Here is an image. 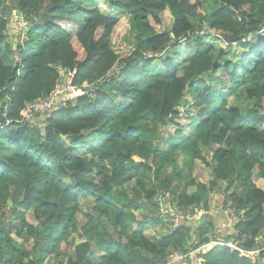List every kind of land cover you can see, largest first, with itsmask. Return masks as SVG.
I'll use <instances>...</instances> for the list:
<instances>
[{
	"label": "trees",
	"instance_id": "16d2710c",
	"mask_svg": "<svg viewBox=\"0 0 264 264\" xmlns=\"http://www.w3.org/2000/svg\"><path fill=\"white\" fill-rule=\"evenodd\" d=\"M74 1L0 0V264H163L212 241L221 223L207 195L222 182L236 218L221 240L259 249L264 0H215L213 10V0H78L72 12ZM14 11L26 23L16 45ZM127 16L132 47L121 54L112 35ZM206 26L216 33L202 34ZM61 69L76 70L84 94L27 126L22 110L58 85ZM241 87L261 111L231 101ZM196 160L211 169L208 183L193 177ZM235 178L242 187L231 192ZM133 180L119 199L115 189ZM159 194L176 224L160 214ZM82 197L94 198L86 212ZM190 209L206 211L202 227L183 217ZM150 224L167 231L151 237ZM202 254L173 264H264V250L255 261L228 245Z\"/></svg>",
	"mask_w": 264,
	"mask_h": 264
},
{
	"label": "rangeland",
	"instance_id": "374dc122",
	"mask_svg": "<svg viewBox=\"0 0 264 264\" xmlns=\"http://www.w3.org/2000/svg\"><path fill=\"white\" fill-rule=\"evenodd\" d=\"M78 3H80V2L78 0H75L74 3L71 5L72 6V12H76L75 9H76ZM213 3H214V6H209L210 9H212V10L214 8H217L219 6V4H216V1L215 0H213ZM12 15L13 16H12V19H11V22H10V25H9L10 26L9 27V32L11 33V35H13V37H12V44L13 45H16V43L18 42V39H19V37L17 35H19V33H22V32L24 33L23 29L25 28L26 23L25 22H23V23L21 22L19 24L17 22V19L16 18L18 16H20L18 14V12L14 11L12 13ZM75 15H78V14L75 13ZM80 20H82V19H80ZM170 22H171V18L168 16L167 17V21H165L163 23V26L162 27H168L170 25ZM120 25H121V29L120 30L118 28L115 29V31H114V33L112 35V42H113V45H114L115 49L118 52H120L121 54H126V53H128L130 51V49L132 47V45L125 38L126 35L127 36H130V32L128 34H124V32L129 27L128 16L125 17L122 20V22L120 23ZM205 33L206 34H208V33L214 34V33H216V31H213V29H211L210 27H206V32ZM210 37H212V36H210ZM210 37H208V38L210 39ZM8 50L9 49L4 50V56L6 57V61L7 62H11L12 61L13 63H15L16 60H17L16 59L17 56L15 54H9V53H12V52L11 51H8ZM179 65L181 67L182 66L184 67V65H186V63L179 62ZM231 101L233 103L242 104L245 107H257L260 111L262 110V107L259 104H257L253 99H250L247 96L246 88H244V87H241L237 91V95L236 96H233L231 98ZM183 121L185 123L188 122L185 119H183ZM208 157H210V155H208ZM134 158L137 161H143V160L147 159V158L142 157L140 155H135ZM195 163H196V167L193 170V177H196L201 182L208 183V181L210 180L211 169L205 163H203L202 161L196 160ZM256 180H257V183H258L259 186L263 185V181L261 179H258L257 178ZM135 183H136L135 180L129 181V182L125 183L124 186L116 188L115 189L116 190L115 192H117L118 198L121 199V200H123V194L124 193H127L128 195H132V193H133V186L135 185ZM222 185H223L222 188L224 190L228 186V183L227 182H222ZM194 186H196V185H190L189 186V191H193L195 189ZM240 187H242V185L239 183L238 178H235L233 185L230 187V189H231L230 191L231 192H234V191L238 190V188H240ZM223 190L222 191H215L214 193H208L207 197L208 196L210 197V199H209V205H210V210L209 211H210V213L216 215V217H215V218H217L216 221H218L219 223H221V225H219V226L224 227V225H225V228L224 229H227L226 231H228V229L229 230H233L234 225H235V218L236 217H235V215L229 216L226 212L219 210V208L222 205H225V195L223 193ZM159 196H161V195L159 194ZM159 196H157V199H158ZM81 201H82L81 209L83 211H85V212L89 209L90 206H92L94 204V198L93 197H82L81 198ZM166 205L169 206V210H167V211L168 212L170 211V213L173 212L172 209H174V203L171 201V198L166 203ZM190 211L191 212H187V213L193 214V212L194 213L196 212V211H194L192 209H190ZM84 213L83 214L81 213L79 215V218H80L81 221L86 222V216L84 215ZM135 213L139 217V219H145V218L150 219V217L152 216V212H147V211H142V210H139V211L137 210V211H135ZM203 213L204 214L198 218L199 224H200L198 227H202V217L205 215L206 211H203ZM26 214H27V218L29 219V221L35 222V216H34V214H33L32 211L27 212ZM224 214L226 215V218L224 220H222V217L223 218L225 217ZM178 219L179 218L176 217V216H167V218L165 220H167L168 223H170V222L176 223V221H178ZM150 225L151 226L146 229V232L151 237L152 236L153 237L160 236V233H159L160 230L163 231V232L167 231V228L166 227H163L162 228V225H160V224L159 225H155V226L153 224H150ZM226 233H228V232H226ZM223 235L224 234L221 235V238H222ZM212 236H213V238L215 237L214 234ZM80 240H83L82 236H78L76 238V240L74 241V243H77ZM20 242L21 241L19 239L17 241V243L20 244ZM223 242H225V241H223ZM218 244L219 243L213 242V241L212 242L205 243V245H203V248H202V253L205 254V253L209 252L214 247L218 246ZM227 244L230 245V246H232V247H234L233 245H235L232 242H229ZM26 245H28L30 247V246H32V243L31 242H26ZM219 245H221V244H219ZM175 254H178V252L177 253H174L173 255H175ZM246 255L247 256H250L253 261H255L256 258H257L256 257L257 255H254V254H246ZM196 259L203 260L204 258H203V256L200 257V255H199ZM261 261L264 262V257L261 258Z\"/></svg>",
	"mask_w": 264,
	"mask_h": 264
},
{
	"label": "built area",
	"instance_id": "2783aa9c",
	"mask_svg": "<svg viewBox=\"0 0 264 264\" xmlns=\"http://www.w3.org/2000/svg\"><path fill=\"white\" fill-rule=\"evenodd\" d=\"M17 20H23L22 17L18 16L16 18ZM209 27V26H206ZM206 27L203 29L202 34L206 32ZM76 70H68V69H61V78L58 83V85L46 96L36 99L33 102H30L26 105V107L22 110V120L27 124L29 127H34L37 125L39 119L43 118L47 114H51L54 111H58L59 109L63 108L68 100L70 98H73L75 96H79L84 94V87H88V84H85L83 87H79L77 84L74 83V77H75ZM3 126V125H2ZM157 203L160 206V214L163 216L164 219L167 218V216H177V214L173 211L170 213L167 210H169V207L164 202L162 196H159L157 199ZM220 211L226 212L229 216H232L235 214V211L232 209L231 205H222L219 208ZM169 214V215H168ZM203 210L197 209L194 214L186 213L183 217L189 218V219H198L200 216H202ZM178 221H176L177 223ZM175 223V224H176ZM224 227H217L214 231V238L212 239L213 242H217L223 246L228 245L227 243L232 242L235 245H233L237 250H239L243 254H260V251L264 250V234L259 235L256 237V241L261 245L259 249L253 250V251H245L242 249L239 245V242L237 240H230L225 241L221 240V235L224 233ZM211 241V242H212ZM225 241V242H223ZM223 243V244H222ZM218 244V245H219ZM230 246V245H228ZM203 245L194 248L192 251H189L187 253H178L175 255H172L167 262L163 264H173L174 262H185L189 255L192 256L197 255L196 258L199 256V254L202 252Z\"/></svg>",
	"mask_w": 264,
	"mask_h": 264
},
{
	"label": "crops",
	"instance_id": "0c3cea01",
	"mask_svg": "<svg viewBox=\"0 0 264 264\" xmlns=\"http://www.w3.org/2000/svg\"><path fill=\"white\" fill-rule=\"evenodd\" d=\"M177 262V261H176ZM176 262H174V263H176Z\"/></svg>",
	"mask_w": 264,
	"mask_h": 264
},
{
	"label": "water",
	"instance_id": "95a60500",
	"mask_svg": "<svg viewBox=\"0 0 264 264\" xmlns=\"http://www.w3.org/2000/svg\"><path fill=\"white\" fill-rule=\"evenodd\" d=\"M174 35V34H173Z\"/></svg>",
	"mask_w": 264,
	"mask_h": 264
}]
</instances>
